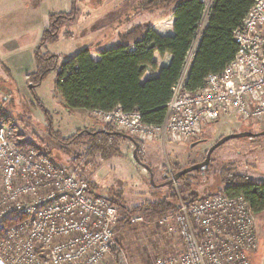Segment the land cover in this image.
Returning a JSON list of instances; mask_svg holds the SVG:
<instances>
[{
  "label": "built area",
  "instance_id": "1",
  "mask_svg": "<svg viewBox=\"0 0 264 264\" xmlns=\"http://www.w3.org/2000/svg\"><path fill=\"white\" fill-rule=\"evenodd\" d=\"M201 1V28L164 122L145 123L138 110L121 105L91 110L100 122L142 142L155 137L189 142L223 116L264 121V0H255L234 29L235 58L223 70L208 73L199 88L186 91L187 68L214 2ZM5 113V119L0 116V228L5 226L0 264H106L109 256L126 262L118 239L121 216L111 197L94 191L78 165L59 163L29 144ZM256 215L243 194L225 189L194 201L181 198L157 219L181 249L158 255L153 264H251L249 252L258 247ZM127 219V224L145 222L139 212Z\"/></svg>",
  "mask_w": 264,
  "mask_h": 264
},
{
  "label": "rangeland",
  "instance_id": "2",
  "mask_svg": "<svg viewBox=\"0 0 264 264\" xmlns=\"http://www.w3.org/2000/svg\"><path fill=\"white\" fill-rule=\"evenodd\" d=\"M36 1L40 6L35 12L38 19L34 20L31 4L28 9L26 0H0V95L2 107L7 112L5 116L21 130L29 144L51 153V158L59 163L78 165L83 176L95 185L94 191L113 196L121 219L125 217V210L166 198L175 190L179 202L183 198L179 180L167 182L178 171L204 161L208 150L221 137L264 130V121L244 122L231 115L206 125L202 133L189 142L173 141L168 137L141 141L138 155L152 168L155 185L151 183L148 169L135 160L136 146L127 138L122 142L119 157L103 158L100 154H91L88 139L81 132L102 130L103 123L88 112L74 113L64 109L55 89V70L32 88L28 80L27 75L37 69L35 56L50 27L49 14L70 16L60 21L61 29H58L59 22L53 26L59 34L58 40L42 46L43 52L56 54L61 62L99 42L113 44L120 35L138 24L159 22L167 27L172 9L161 8L159 4L144 9L149 0ZM27 12L29 23L34 21L33 27L38 23L40 26L45 18L49 20L41 40L38 28H19L23 26L21 22L27 20ZM22 14H25L23 18ZM230 168L254 182L264 183V136L232 139L218 147L205 170L190 173L193 189L201 196L223 189L225 186L219 175ZM139 213L144 214L145 222L120 223L119 226L118 239L126 262L109 256L106 264H153L158 255L176 254L181 249L178 238L157 224V219L164 213L145 210ZM256 227L258 247L249 252V257L251 264H264V211L256 215Z\"/></svg>",
  "mask_w": 264,
  "mask_h": 264
},
{
  "label": "trees",
  "instance_id": "3",
  "mask_svg": "<svg viewBox=\"0 0 264 264\" xmlns=\"http://www.w3.org/2000/svg\"><path fill=\"white\" fill-rule=\"evenodd\" d=\"M254 1L214 0L195 54L187 68L186 91L199 88L208 73L223 70L235 58L238 44L233 31L241 25ZM157 4L162 5L161 8L172 9L173 34L162 35L150 24H138L120 35V44L100 50L99 60L92 58L89 48L82 49L61 62L56 54L43 52V43L58 40L59 34L57 30H53V26L59 22L58 29H61L60 21L70 17L62 13L51 14L50 27L35 56L37 69L27 75L29 83L38 85L51 70H55V89L61 96L64 109L71 112L111 110L121 105L126 111L138 110L145 123L162 124L166 117L167 103L174 93L173 88L182 78L188 53L201 28L205 5L201 0H149L144 9L154 8ZM156 53L163 58L170 55L169 63L159 64L155 60ZM0 116L4 118L3 111H0ZM103 125L102 130L84 131L81 135L88 139L91 154H100L103 158L119 157L122 154V142L126 138L116 133L113 126ZM48 154L51 156V153ZM219 177L225 186L223 189L232 194H243L256 214L264 211V183L254 182L247 176L236 173L233 168L223 170ZM192 179L188 173L178 181L179 192L187 201H194L201 196L193 189ZM110 197L116 204L117 200ZM178 198V191L175 190L166 198L132 210L127 209L125 217L119 222L125 223L130 214L141 210L166 213L176 207ZM3 229L5 226L0 231Z\"/></svg>",
  "mask_w": 264,
  "mask_h": 264
},
{
  "label": "crops",
  "instance_id": "4",
  "mask_svg": "<svg viewBox=\"0 0 264 264\" xmlns=\"http://www.w3.org/2000/svg\"><path fill=\"white\" fill-rule=\"evenodd\" d=\"M26 3H27L28 9H29V6L31 4V6H30V8L32 9L31 14H32L34 20L35 19H38L36 17V13L35 12L38 10L37 8H39L40 2L39 1H36V0H26ZM51 14H53V12H51L49 14L48 19H50V15ZM27 15H28L27 20L26 21H22L21 23L23 24V26H21L19 28L20 29H25V30H27L29 27H31V28H38V31L37 32L39 33V37H40L39 40H41L42 35H43V32H45L46 27H47V25L49 23V20L47 18H45V19H43V23H41L40 26L38 25L39 24L38 23L37 25H35L33 27V25H34L33 22L34 21L32 23L31 22L29 23V19H30L29 12H27ZM24 16H25V14H22L21 15L22 18ZM168 25H167V27L166 26H162V24H160L159 22H157V23H155L152 26L154 27V29L156 31H158L162 35H171V34H173L174 33V16H173V13H172V16H171V21H169V24ZM120 32L121 31H117V33H120ZM1 40H3V39L1 38ZM118 41H120V39H117V41H115L113 44H108V43H102V44H100L101 42H99L98 45H96V46L95 45H91L90 47L88 46L87 48L90 49V54H91L92 58L95 59V60H99L100 59L99 51L102 50V49H104V48L113 47L112 45L118 44L117 43ZM155 60L159 64H161V65H167L169 63V60H170V55H168V56H166V57L163 58L158 53H156L155 54ZM146 76H148V74ZM73 112L74 113H80V112H83L84 113V112H88V113L92 114L91 111H89V110H75ZM84 124H86V123H84ZM94 186L95 185H92V188H94Z\"/></svg>",
  "mask_w": 264,
  "mask_h": 264
},
{
  "label": "water",
  "instance_id": "5",
  "mask_svg": "<svg viewBox=\"0 0 264 264\" xmlns=\"http://www.w3.org/2000/svg\"><path fill=\"white\" fill-rule=\"evenodd\" d=\"M32 88V85H31ZM116 133L124 136L125 138L129 139L130 141H132L135 144V149L133 152V156L135 158V160L138 162V164L144 166L146 169H148V171L150 172V176H151V183L155 185L154 179H153V170L152 168L145 162L142 161V159L139 157L138 155V149H139V141L133 137L130 134L124 133V132H119L117 131ZM258 136H264V130L261 132H252V131H242V132H238V133H233V134H229L226 136L221 137L213 146H211V148L208 150L206 158L204 161L202 162H198L195 164H192L180 171H178L167 183H172V182H177L183 175L197 171V170H205L207 168V166L211 163V158L213 155V152L220 146H222L223 144H225L226 142L232 140V139H240V138H254V137H258Z\"/></svg>",
  "mask_w": 264,
  "mask_h": 264
},
{
  "label": "bare ground",
  "instance_id": "6",
  "mask_svg": "<svg viewBox=\"0 0 264 264\" xmlns=\"http://www.w3.org/2000/svg\"><path fill=\"white\" fill-rule=\"evenodd\" d=\"M117 131H118V130H117ZM119 132H122V131H119ZM124 133H125V132H124ZM127 134H128V133H127ZM114 206H115L116 208H118L117 205H116L115 203H114Z\"/></svg>",
  "mask_w": 264,
  "mask_h": 264
}]
</instances>
